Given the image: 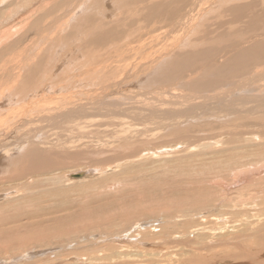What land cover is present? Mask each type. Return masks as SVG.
<instances>
[{
	"label": "rangeland",
	"instance_id": "1",
	"mask_svg": "<svg viewBox=\"0 0 264 264\" xmlns=\"http://www.w3.org/2000/svg\"><path fill=\"white\" fill-rule=\"evenodd\" d=\"M108 3L102 16L88 11L83 21L75 19L72 0H0V93L22 67L12 95L48 87L45 93L56 100L67 98L57 111L77 115L86 108L77 117L92 115L77 120L67 151L80 155L65 157L63 170L27 176L22 157L0 170V264H264L258 252L264 250V109L239 116L228 107L225 112L237 116L229 121L218 109L205 114L184 106L199 100L206 82L233 94L251 90L249 80L261 84V92L243 93L237 106L249 108L250 99L256 100L251 108L260 106L264 54L250 47L264 35L247 37L248 27L227 23L226 10L246 3L204 0L186 29L172 27L167 16L149 18L147 0ZM88 18L117 22L87 29L95 24L88 26ZM232 45L237 49L226 51ZM204 51V59H189L207 77L173 89L167 80L173 63ZM241 51L248 53L244 65L235 61ZM179 113L191 114V123L178 129L181 134L160 137L165 130L158 124ZM197 114L207 122L196 123ZM154 134L159 137L146 139ZM12 136L10 144L16 143ZM90 169L96 170L90 177H69Z\"/></svg>",
	"mask_w": 264,
	"mask_h": 264
},
{
	"label": "bare ground",
	"instance_id": "2",
	"mask_svg": "<svg viewBox=\"0 0 264 264\" xmlns=\"http://www.w3.org/2000/svg\"><path fill=\"white\" fill-rule=\"evenodd\" d=\"M68 1H70V0H68ZM72 1L74 3L76 2L79 5V7L77 5L76 13H74L75 19H77V17L79 16L80 18L83 17V21L85 20V18H86L85 14L88 11H89V15H91L92 13H94V14L99 13L101 15L103 13V6L108 3V0L107 1L106 0H91V1L90 0H72ZM105 1H106V3H105ZM139 1L142 2L143 0H139ZM147 1L152 2L151 5H147L148 8H149L147 10V13L149 14V18H151V19L152 18H156L157 16H160V15L167 16L168 20L170 21V24L172 25V27L180 28V29H186L188 27V25L190 24L189 22L191 20L194 21L195 14L199 15L201 13V11H199L200 10V5H201V3L204 2V0H173L172 2L169 1L168 3L159 2V3H157L158 5H155V4H153V2L155 0H147ZM240 1H244V3L247 2V0H240ZM119 2H121V1H119ZM222 5H224V4H221V6ZM79 9L81 10V12H79V14H78L77 12L79 11ZM99 10L101 11V13L99 12ZM226 11H227L226 13L228 14L227 15V17H228L227 23L229 25L234 26L236 24L237 25L243 24V25H245L246 28L248 27L249 32H248V34H246L247 37H251V38L257 37L258 40H259L260 37L262 35H264L263 34V30H264V0L251 1L249 3H246L245 5H241L239 7H233V8H230V9L226 10ZM66 12H68V11H66ZM185 14H186V16H185ZM184 16H185V19H187V21L184 20ZM88 19H89L88 26L92 25L94 21H95V24L93 25V27H91V28L88 27L87 29H96V27L106 28L107 26H110V23L117 22V21H115V22H101V21L96 20V19H93V20L91 18H88ZM53 20H55V19H53ZM57 20H56V22H58ZM201 20H202V18H201ZM65 23H67V22H65ZM158 23H160V22H158ZM84 26H87V24L84 25ZM221 26H224V25L221 24ZM64 28L65 27H62L61 29H64ZM73 28H77V25H75ZM84 29H86V28H84ZM61 35H63V34H61ZM103 36L104 35L98 36V37H103ZM59 40L61 41V39H59ZM59 40H56V41L59 42ZM226 40L229 43V39L226 38ZM58 42H56V43L58 44ZM237 47H238V45H232V46L225 47V49H227L226 51H229V52L232 53V50L237 49ZM225 49H223V50H225ZM255 49H257V52L260 51L259 54H264V41H262L261 44L257 43V44H254V45H252L250 47V51L251 50H255ZM180 52H182V51H180ZM205 52L206 51L202 52L201 55L197 54V56H196V54H195V56H192L190 54H186V58L179 57V58H181L183 60L186 59V61L184 63H178V62H174L173 63L174 66L170 69V71H172V73H173V77L167 76V80L169 81L171 79V81H173V83H174L173 89L182 88V87H184V86H186V85H188L190 83H193L195 85H199L200 82L207 77V76L205 77V72H201V73L199 72L200 66H197L195 68L194 64L192 63L193 60L189 59V58H194L196 60H197V58H198V60L204 59ZM247 54H248L247 51L246 52H242L241 51V53H238L237 56H235L236 63L237 64L241 63L242 65H244L245 62L248 61V59H245ZM34 55H36V54H34ZM38 55H39V53H37V56ZM174 60L175 59H173V61ZM157 64H159V63H157ZM260 64H262V63H260ZM257 65H259L258 61H256V63L253 66L256 67ZM155 66H156V64H155ZM159 67H161V66H159ZM53 69L55 70V67ZM175 69H180V70L178 72ZM256 69H257V67H256ZM23 70L24 69L22 67L19 68L18 75L16 76V78L14 80H12L14 83H12V85H9L10 87H8L5 90H4L5 87L4 88L2 87L3 90H2V93H0V112L5 110V113H6V115L4 113L5 117H1L0 116V141H1L0 142V152H2L4 154L2 157H0V170L3 169L4 166L7 165L11 161L12 158H15V157L16 158H21L22 157L23 158L22 162H23V164L25 163V167H26L25 170H24V167H23V170H24L23 173L26 172L27 176L40 177L42 175H48V174L63 170V168L65 166L64 162H66L65 160H63L65 157H67V156L77 157V156L80 155L79 153H71L70 151H67L71 147V143L74 141L73 140V136H70V135L71 134L72 135L75 134L74 131L76 129L78 131V126H80V125L77 124V120L80 121L82 118L88 119L89 117H92V115H86V116L77 117L80 114H84L86 112V110H85L86 108L81 109L83 111L79 112L77 115L74 114L71 111H57V110L61 109V106L64 104V102L66 101L67 98H65V97L63 98L61 96V94L63 92L61 93V92H59L58 89L55 88V90H58V92H59V93L56 92V94H60L61 93L59 97L60 98L62 97L61 99L58 98V100H56L54 98V96L51 97V95H49V93L48 94L45 93L49 89L48 87L46 89L45 85H44L45 89L42 91V94H38L37 93L38 91L36 93H34V94H30L31 93L30 91H27V92L25 91L26 93L30 92L29 93L30 95L28 94V95H26L24 97H21L19 95L14 96L15 94L12 95L11 91H13L14 88L18 87V86H16V84H18V82L21 81L19 78L23 77V75H22V73L24 72ZM178 74H179V76H178L179 78H176ZM152 77H154V76H151V80H152ZM193 77H197V79H192ZM208 77L211 78L212 76H208ZM261 79L263 80V78H261ZM231 80H232V78H229L223 84L226 85V83H231L232 82ZM72 81H73V79H72ZM152 82H153V80H152ZM6 83H4V84H6ZM256 84H258V83H256L253 80H249V85L252 86L251 90L246 92L244 89L243 90L240 89V90H236L232 94L231 92L223 91L222 84H220V83H215V82L214 83H209V82H206V83H204V85H201L199 87V90H200V92L202 94L201 97L199 98V100L196 101L195 103L187 104V105H184V106L185 107L186 106H191L189 112H192V110H195V109H199V110H201L200 113H205V114H209L208 113L209 110L218 109V112H220L219 113L220 115L222 113L225 114L226 113L225 111H227V108L230 107L239 116L242 115L241 114L242 110H247L246 112H251V111L259 110L261 108L264 109V99L260 100V106H258L257 108H255V107L251 108V104L252 103L256 104V100H254V99H250V100L247 101V107H249V108H240V107L237 106L239 100L245 99V97L242 95L243 93H246L248 95V98H251V94H253L255 92L256 93H260L261 92L260 88L256 87ZM0 86H2V85H0ZM100 86L101 87H99V88L102 89L103 85H100ZM148 87L150 88L151 86H148ZM148 87H146V88H148ZM30 88L31 87H29L28 89H30ZM92 89H93V86H92ZM96 90H98V89H96ZM261 90H262V88H261ZM21 92H24V90H21ZM79 93H81V92H79ZM20 94L22 95V93H20ZM56 94H53V95H56ZM75 94L76 93H74V95ZM62 95H64V94H62ZM77 95L78 94H76V96ZM12 96H14V97H12ZM48 96H50V97H48ZM71 96H73V94H71ZM78 96H80V95H78ZM86 96H88V95H86ZM91 97L92 96H90L89 98L87 97V98L90 99ZM258 97H256V98H258ZM33 100H36V101H33ZM48 100L50 102H48ZM226 115L230 116V118L228 119L229 121H235V119H237V116L233 115L232 113H228L227 112ZM162 116L163 115H159L157 118L161 119ZM190 116H192V115L191 114H185V113H179V114H174V117H177V118H173L170 121V123L167 122V121H162L161 122L162 124H158V126L161 127L162 129H164L166 132L164 131L165 134L163 133L164 135H162L160 137H163V139H164L167 135H172V136L176 135L177 131H179L178 129H182L184 126H187L188 123H191L188 120V118ZM94 117H95V115H94ZM101 117L102 118L107 117L106 113L103 112L101 114ZM177 119H179L180 122L177 121ZM153 120H149V122H151ZM193 120L196 121V123H198V122L199 123L207 122L206 118L204 116L200 115V114H197L196 116H193ZM45 122H48V123L46 124ZM175 124L179 125V128H174ZM28 129H29V131H26ZM19 132H20V134H18ZM28 132L29 133H33L32 138H29V139L25 138V134L28 133ZM90 132L88 131V133H90ZM62 133L66 134V135L68 133H70L68 135L69 137L67 136L68 139H66L65 136ZM178 133L181 134L180 131ZM13 134L17 135L15 137L16 143L10 144L8 142H9V140H11V139L13 140L14 139V137L12 136ZM88 135H90V134H88ZM182 135L184 136L183 137V139H184L186 137L185 135H187V134L183 133ZM182 135H180V136L182 137ZM98 136H99V133H98ZM154 136L157 137V138L159 137V136H156L154 134L153 136L150 135V136L146 137V139H153ZM76 137H77V135H76ZM188 137H189V135H188ZM96 142L100 143V142H104V141L98 139V141H96ZM102 145H103V143L101 145H97V146L101 147ZM121 145H119V147H121ZM145 145H147V144H145ZM94 151H95V149H94ZM96 152H99V151H96ZM69 153H71V154H69ZM0 155H1V153H0ZM83 156H84V154L81 155L80 159H83ZM14 160H13V162H15ZM73 162L75 163V161H73ZM67 166H69V165H67ZM6 167L7 166H5V168ZM15 167H16V165H15ZM99 170L100 169H97V171H99ZM94 171H96V170H94ZM94 171H93V169H90V170H86V172H79L78 174H82L81 178L90 177V176L94 175V173H95ZM8 172H10V167H9V171ZM13 175H14V172H13ZM21 175H23V174H21ZM69 177L73 178V176L72 177L69 176ZM93 188H94V186H92V185L87 186V189H93ZM2 197L3 196H0V199H2ZM258 249H259L258 252H261V253L264 252V250H262L260 247ZM259 255H260V253H259ZM257 256H255V257H257ZM245 257L248 258L249 256H245ZM262 263H264V262H262ZM258 264H261V263L258 262Z\"/></svg>",
	"mask_w": 264,
	"mask_h": 264
},
{
	"label": "water",
	"instance_id": "3",
	"mask_svg": "<svg viewBox=\"0 0 264 264\" xmlns=\"http://www.w3.org/2000/svg\"><path fill=\"white\" fill-rule=\"evenodd\" d=\"M82 177V174H78V175H73L74 179H80Z\"/></svg>",
	"mask_w": 264,
	"mask_h": 264
}]
</instances>
